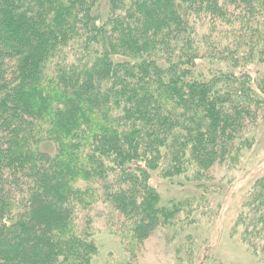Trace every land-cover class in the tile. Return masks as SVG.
Wrapping results in <instances>:
<instances>
[{"label":"trees","instance_id":"1","mask_svg":"<svg viewBox=\"0 0 264 264\" xmlns=\"http://www.w3.org/2000/svg\"><path fill=\"white\" fill-rule=\"evenodd\" d=\"M263 111L264 0H0V264H93L102 205L137 258L209 214ZM231 236L264 257V175Z\"/></svg>","mask_w":264,"mask_h":264},{"label":"rangeland","instance_id":"2","mask_svg":"<svg viewBox=\"0 0 264 264\" xmlns=\"http://www.w3.org/2000/svg\"><path fill=\"white\" fill-rule=\"evenodd\" d=\"M248 139L252 141L248 149L233 160L213 167V176L224 180L222 189L213 183L209 214L196 215L195 223L175 231L166 227L158 229L145 241L135 259L124 251L122 236L116 229L118 213L109 205L99 206L97 217L90 215L93 238L99 247L93 264H264V257L255 255L231 236L232 223L247 190L264 175V111ZM151 183L162 201L183 198L192 191L189 186L180 187L155 174Z\"/></svg>","mask_w":264,"mask_h":264}]
</instances>
